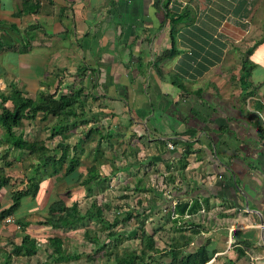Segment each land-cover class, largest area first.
<instances>
[{
  "label": "crops",
  "instance_id": "0c3cea01",
  "mask_svg": "<svg viewBox=\"0 0 264 264\" xmlns=\"http://www.w3.org/2000/svg\"><path fill=\"white\" fill-rule=\"evenodd\" d=\"M23 2L0 0V42L9 47L0 50V90L15 85L37 98L41 90L58 87V94H67L82 85L87 122L70 128L67 141L76 170L67 172L65 162L51 174L34 156L1 157L8 145L0 128V168L11 176L0 189L1 206L28 178L39 181L36 196H25L37 205L18 212L23 197L13 221L0 222V246L26 232L39 240V256L49 237H61L64 247L71 237L85 239V229L98 222L67 230L38 223L58 198L77 202L81 213L95 200L108 201L104 216L119 220L118 232L139 234L133 219L121 224L138 198L145 231L165 228L155 235L159 249L168 248L170 233L176 235L181 224L193 236L187 251L205 246L211 252L204 264H264V230L256 226L264 220V0ZM166 11L180 16L172 36ZM30 25L36 27L27 30ZM25 30L32 37L28 50L10 48ZM171 48L172 56L161 57ZM43 115L23 121L24 139H45L55 117ZM60 141L57 135L46 145L54 150ZM93 165L103 179L81 183ZM15 179L23 183L16 186ZM177 201L199 208L174 223ZM17 218L28 222L26 230ZM193 228L199 232L192 234ZM88 242L94 251L109 239ZM122 248L138 250L139 239H122ZM106 252L76 261L115 264Z\"/></svg>",
  "mask_w": 264,
  "mask_h": 264
},
{
  "label": "trees",
  "instance_id": "16d2710c",
  "mask_svg": "<svg viewBox=\"0 0 264 264\" xmlns=\"http://www.w3.org/2000/svg\"><path fill=\"white\" fill-rule=\"evenodd\" d=\"M27 2L28 0H24L23 4L26 5ZM31 5L32 8L29 10L33 12L37 7V3H32ZM23 10H19L18 13H22ZM166 16L171 21L172 36L176 24L180 20V16L170 11H166ZM35 27L34 25H30L27 30ZM27 30H25V37H22L20 42L10 48L19 52L28 50L32 43V37L27 34ZM3 48L9 47L0 42V50ZM174 52L173 48L168 49L161 54V57L172 56ZM80 75H83V73ZM84 91V86L79 85L72 87L67 94H58L57 87L53 92L41 90L37 98H31L15 85L9 87L6 91L0 90V128L3 130V140L8 145L6 152L2 153L1 157L6 159L10 151L14 150V155L18 152L25 153L28 156L36 157L39 161H43L49 166V170L45 168V173H56L65 162H68L66 167L67 172L75 171L78 159L75 156L70 157V144L67 141L72 134L70 128L87 122L85 101L83 100V96H85ZM39 112L44 114L43 119L47 115H53L55 120L49 127V132L45 139L28 141L24 139L22 134L23 121L34 120ZM57 135L60 136L62 145L60 147L56 145L54 150L53 148L50 149L46 145V139H52ZM101 179L103 177L100 176L97 166L93 165L87 169L85 179L81 183L87 185L91 180L100 182ZM10 180L11 176L7 175L3 168H0V189L9 184ZM38 189L39 181L31 177L28 178V182L22 188L12 190L11 203L6 207L1 206L0 203V222L7 216H13L20 206L21 199L25 196H36ZM123 196L125 198L129 197L128 194H124ZM135 204L134 208L127 211L121 219V224L123 226L128 225L133 219L139 225V234H136V232L133 234L118 232L116 226L119 220L116 218L113 221H109L104 216L103 209L111 207L108 201L97 202L95 200L84 213H81L77 202L67 205L64 200L58 198L48 206L46 215L38 223L49 225L54 229L67 230L82 223L84 224V222H98L100 225L99 231L104 233L109 242L99 243L96 250L89 251L85 255L86 259H93L98 252L106 249L107 255L115 257V264H204L209 261L211 252L205 246L200 247L194 252L187 251V247L191 243L193 236L187 235L185 233L186 228L181 224L178 226V230H176L178 232L176 235L170 233L168 248L159 249L156 245L155 235L160 229L165 228L160 226V228L151 232L145 231L143 221L145 210L142 206V201L137 198ZM198 208L199 204L197 202L189 206L187 201H177L174 205V212L177 214V217L173 219V222L177 223L185 213L191 214ZM14 221L21 227L22 231L26 230L28 222L20 218L14 219ZM197 232H199L198 228L192 229V234ZM84 237L86 240L96 244L99 241L96 233L91 234L90 228L85 229ZM133 238L139 239L140 248L138 250L118 249L119 242L122 239L129 240ZM7 241L11 246L9 248L0 246V264H12L17 257L35 256L39 251V240L26 232L20 237L19 241H15L14 238H8ZM47 243L42 250L43 252L47 251L46 256L49 260L42 264H48L50 260L53 263L61 260H76L82 256L81 252L80 254L67 253L61 237H49L47 238ZM182 250L184 251L182 252Z\"/></svg>",
  "mask_w": 264,
  "mask_h": 264
},
{
  "label": "rangeland",
  "instance_id": "374dc122",
  "mask_svg": "<svg viewBox=\"0 0 264 264\" xmlns=\"http://www.w3.org/2000/svg\"><path fill=\"white\" fill-rule=\"evenodd\" d=\"M34 79V78H33ZM31 85H33L32 83H31ZM36 137H37V135H36ZM10 153H11V155H13L14 154V150H11L10 151ZM31 159V158H30ZM31 160H33V159H31ZM30 160V161H31ZM3 162H4V160H2V161H0V163H1V165L4 167V165H3ZM36 172H34V173H36V175H39L41 172H42V167H40L39 169H37L36 168ZM40 170H41V172H40ZM18 178H21V175L20 176H18ZM25 177H23V179H24ZM15 182L17 183V184H15L16 186H20L23 182H21L20 181V179H15ZM8 188H10V187H8ZM5 191H1L0 192V197H2V194L4 193ZM47 196H48V194H47ZM135 200L133 201V204L134 205H136L135 204ZM27 204V205H26ZM30 205L32 206V207H35L37 204L31 199V197H24L23 199H22V203H21V207L18 209V212H21V211H23V210H25L26 211V209H29V207H30ZM42 216V213L41 214H38V215H34V217H35V219L37 218H40ZM115 217V215H113L112 213H111V216H110V219H113ZM42 219V218H41ZM133 220H131L130 222H132ZM7 224V223H6ZM91 224H93V226H95V227H91V234L93 235V234H97L98 235V237H99V240H102V238H103V236H104V233H102L101 231H99L100 230V228H99V226L100 225H98L97 223H95V222H93V223H91ZM128 225H129V223H128ZM33 228H37L36 226H34ZM32 228V229H33ZM19 231V230H18ZM18 231H16V232H14L16 235H19V232ZM80 233H82V231H80ZM79 233V234H80ZM8 240V239H7ZM70 240H71V242H66L65 244V249L67 250V252H70V253H72V252H74V253H79L80 254V252H81V254H84V255H87L88 253H89V249H90V243L88 242V241H86L84 238L79 242V239H77L76 237L75 238H73V237H71L70 238ZM132 244H135V243H132ZM11 245H10V243L9 242H7L6 241V243L4 244V247H6V248H9ZM131 247H133V245H131ZM134 248V247H133ZM84 250V251H83ZM46 253H47V251H45V252H43V251H41L40 253H39V256L38 255H36V256H33V257H31V258H24V257H17V258H15L14 259V262L12 263V264H42L43 262H48V257L46 256ZM97 257V256H96ZM101 257V256H100ZM81 258V257H80ZM83 258L84 259H86V256H83ZM84 259H81V260H83L82 261V263L80 262V264H84L85 263V261H84ZM96 259V258H95ZM70 263H73V264H79V262H78V260L76 261V260H74V261H72V262H70ZM48 264H58V263H53V261L52 260H50V263H48ZM60 264H67V263H64V262H60Z\"/></svg>",
  "mask_w": 264,
  "mask_h": 264
},
{
  "label": "built area",
  "instance_id": "2783aa9c",
  "mask_svg": "<svg viewBox=\"0 0 264 264\" xmlns=\"http://www.w3.org/2000/svg\"><path fill=\"white\" fill-rule=\"evenodd\" d=\"M167 146L169 148H173V144L171 142H168ZM4 221L6 223L12 222L13 221V217L12 216H7V217L4 218ZM256 226L258 228H260L261 230H264V220H261L260 222H258Z\"/></svg>",
  "mask_w": 264,
  "mask_h": 264
}]
</instances>
